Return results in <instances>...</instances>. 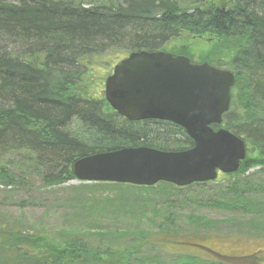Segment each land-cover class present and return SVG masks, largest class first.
I'll use <instances>...</instances> for the list:
<instances>
[{
	"label": "trees",
	"instance_id": "16d2710c",
	"mask_svg": "<svg viewBox=\"0 0 264 264\" xmlns=\"http://www.w3.org/2000/svg\"><path fill=\"white\" fill-rule=\"evenodd\" d=\"M83 1L0 0L1 38L11 39L9 43L29 57L26 63H11L13 54L8 56L6 46L0 45V158L34 156L45 171L34 165L32 172L40 173L44 186H56L75 179L71 170L75 160L97 152L138 146L168 151L190 148L193 142L179 125L156 119L130 121L114 111L102 91L99 95L93 89L96 78L103 87L111 65L101 74L91 71L95 63H114L110 55L142 50L179 53L195 62L185 46L178 52L166 48L181 37L203 40V61L234 74L230 108L220 126L246 142L247 155L236 172L219 177L243 175L249 167L248 155L257 156L252 164L264 165V0H207L211 3L205 6H196L195 0L187 4L124 0L117 11L102 13L83 8ZM191 7L194 11L187 12ZM64 36L67 40L61 44L58 39ZM5 88L15 89L16 95H4ZM71 119L78 122L80 134L66 131ZM28 179L0 162L1 186L24 187ZM211 182L185 187L165 182L153 186L88 183L96 189L111 187L108 191L113 192L105 197L110 206L136 221L132 228L104 227L92 238L87 237L89 231L87 238L28 233L0 217V264H247L220 254H200L199 246L188 241L189 234L179 229L171 204H153L155 196L171 190L179 196L193 185ZM227 189L237 191L234 186ZM232 198L226 196L225 203L213 205L237 214L242 205L229 201ZM124 205H130L131 211L124 213ZM253 205L257 210L264 204ZM138 223L144 226L138 228ZM115 236L123 237L126 244L116 246ZM165 252L170 253L169 260L159 257ZM174 254L178 258H170Z\"/></svg>",
	"mask_w": 264,
	"mask_h": 264
},
{
	"label": "water",
	"instance_id": "95a60500",
	"mask_svg": "<svg viewBox=\"0 0 264 264\" xmlns=\"http://www.w3.org/2000/svg\"><path fill=\"white\" fill-rule=\"evenodd\" d=\"M234 83L231 71L208 62L166 51L131 52L106 78V101L127 120L158 119L181 126L193 145L180 151L138 146L90 154L73 162L75 179L185 187L214 181L219 172H236L246 157V142L220 126Z\"/></svg>",
	"mask_w": 264,
	"mask_h": 264
},
{
	"label": "rangeland",
	"instance_id": "374dc122",
	"mask_svg": "<svg viewBox=\"0 0 264 264\" xmlns=\"http://www.w3.org/2000/svg\"><path fill=\"white\" fill-rule=\"evenodd\" d=\"M203 43L204 41L198 38L181 39L179 37L166 44V48L178 52L179 47L185 46L188 53L191 51L193 54L195 63H202L205 62L203 60L206 49ZM125 56L127 55H110V60L114 63H95L91 71L94 74H101L106 71L107 65H111L108 74L110 75L113 67L125 59ZM106 78L103 81V87L100 86V88V79L96 78L93 82V89L96 93L99 92V95L102 91L104 96ZM71 130L76 134L81 132V128L76 124L71 126ZM256 157V154L248 155L250 162L247 166L249 167L239 177L224 179L225 176H222L205 186L193 185L189 190L179 192V196H175L174 191L171 190V194L155 196L157 198L153 200V204H162L166 201L171 204L179 229L184 231L183 234H189L186 235L188 241L199 246L200 254L209 253L207 249L202 248L203 246L247 264L253 261H255L254 264H264V205L258 206L257 210L253 205L264 204V165L252 164L251 160ZM0 162L5 163L18 174L29 176V181L24 187L10 188L0 185V217L8 219L11 226L34 234L44 233L57 237L78 234L87 238L91 235L96 237L98 233L104 232V227H109L111 230L132 228L134 226L131 225L136 223L129 217L124 218L117 214L115 208L110 206L109 200L105 197L113 192L108 191L111 187L96 189L88 187L89 182H80L76 179L62 185L44 186L40 173L32 172L34 165H38V169L42 172L45 171V168L39 165L38 160L36 162L34 156L12 154L0 158ZM230 186L236 187L237 191L233 193L231 189H227ZM226 196L233 197L229 201L242 205L237 214H233L236 216L234 220L232 212L213 205L214 202L225 203ZM131 209L130 205L123 207L124 213L130 212ZM187 215L193 218H187V220L185 217ZM137 225L138 228L144 226L140 223ZM87 231L89 232L86 237L85 232ZM246 233L248 235H245ZM113 240L114 244L117 242L116 246L126 244L121 236H115ZM163 254H159V257L169 260L170 253ZM178 256L174 254L170 258L176 259ZM162 259L158 262H164ZM147 264H155V262Z\"/></svg>",
	"mask_w": 264,
	"mask_h": 264
},
{
	"label": "bare ground",
	"instance_id": "6f19581e",
	"mask_svg": "<svg viewBox=\"0 0 264 264\" xmlns=\"http://www.w3.org/2000/svg\"><path fill=\"white\" fill-rule=\"evenodd\" d=\"M105 1L108 2L107 5L105 4ZM192 1L193 0H182V2H184V4L190 3ZM10 2L18 3V2H20V0H10ZM122 2H124V0H84L83 1L84 4L82 5V7L83 8H86V9H91L95 13H102L104 11H107V10L109 11L111 9H116V11H117V7ZM155 3H157V2H155ZM208 3H211V1H207V0H203V1L195 0V5L196 6H205ZM180 5L182 6L181 3H180ZM262 6H264V5H262ZM192 8L193 7L189 8V10L187 12L192 13L194 11ZM123 9H125V8H123ZM123 9H120V11L122 10V12L124 13L125 10H123ZM261 10H262V12H264V7ZM2 30L3 29L0 26V45L6 46V50H8V53H7L8 56H9V54H13V59L11 60V63H16V62L26 63L27 60H28V58H29L28 55L22 53L21 50H17V47H15L13 44H10L9 42H12L11 39L5 38V37L1 38V32H2ZM58 40H60L61 41V44H62V43L65 42V40H67V38L64 36V37L59 38ZM2 91H3L2 93H4V95H6V96H10L12 93H14L16 95L15 89H12V88H5ZM73 124L78 125V122L75 121V119H71L68 122V124L65 126L66 131H69L70 133H74L71 130V126Z\"/></svg>",
	"mask_w": 264,
	"mask_h": 264
},
{
	"label": "flooded vegetation",
	"instance_id": "af4514ba",
	"mask_svg": "<svg viewBox=\"0 0 264 264\" xmlns=\"http://www.w3.org/2000/svg\"><path fill=\"white\" fill-rule=\"evenodd\" d=\"M202 248L203 249H207V251L209 252V253H206V252H202V255H212V256H214L215 254H220V253H216L215 251H213V250H211V249H209V248H207V247H203L202 246ZM221 255V254H220ZM223 256V255H222ZM224 257H227V256H224ZM228 259H229V257H227Z\"/></svg>",
	"mask_w": 264,
	"mask_h": 264
}]
</instances>
